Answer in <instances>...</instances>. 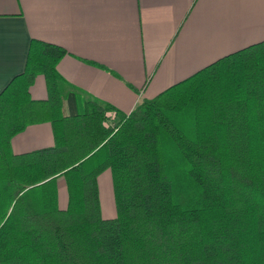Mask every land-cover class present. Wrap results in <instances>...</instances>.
Here are the masks:
<instances>
[{
	"label": "trees",
	"instance_id": "1",
	"mask_svg": "<svg viewBox=\"0 0 264 264\" xmlns=\"http://www.w3.org/2000/svg\"><path fill=\"white\" fill-rule=\"evenodd\" d=\"M66 54L32 40L0 94V264H264V42L128 116L65 89ZM39 75L46 100L29 92ZM41 123L55 146L14 154L12 139ZM106 171L113 219L102 214Z\"/></svg>",
	"mask_w": 264,
	"mask_h": 264
},
{
	"label": "crops",
	"instance_id": "2",
	"mask_svg": "<svg viewBox=\"0 0 264 264\" xmlns=\"http://www.w3.org/2000/svg\"><path fill=\"white\" fill-rule=\"evenodd\" d=\"M32 40L67 52L57 67L65 89L128 116L143 100L264 42V0H0V94L25 71ZM29 92L48 99L45 77L37 76ZM54 146L50 123L12 139L16 155ZM98 183L103 217L113 219L111 172ZM58 188L66 208L64 179Z\"/></svg>",
	"mask_w": 264,
	"mask_h": 264
},
{
	"label": "rangeland",
	"instance_id": "3",
	"mask_svg": "<svg viewBox=\"0 0 264 264\" xmlns=\"http://www.w3.org/2000/svg\"><path fill=\"white\" fill-rule=\"evenodd\" d=\"M63 194H65V192H64ZM63 196H64V195H63Z\"/></svg>",
	"mask_w": 264,
	"mask_h": 264
}]
</instances>
